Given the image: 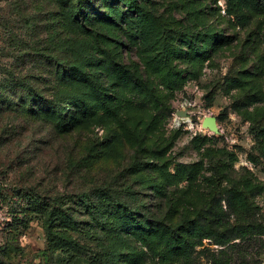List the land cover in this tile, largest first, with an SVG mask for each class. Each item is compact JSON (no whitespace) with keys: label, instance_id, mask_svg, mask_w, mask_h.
Here are the masks:
<instances>
[{"label":"rangeland","instance_id":"obj_1","mask_svg":"<svg viewBox=\"0 0 264 264\" xmlns=\"http://www.w3.org/2000/svg\"><path fill=\"white\" fill-rule=\"evenodd\" d=\"M138 2L156 18L151 36L125 0L82 11L66 0H0L3 264H181L167 239L188 237L179 225L217 192L238 187L250 197L248 186L259 187L250 202L264 214V161L250 159L264 152L253 129L264 102L234 110L238 95L264 101V15L243 26L229 0ZM238 72L247 83L232 90ZM120 98L121 112L105 108ZM209 117L217 131L204 128ZM40 199L74 214L61 236L75 246L50 238L43 215L18 225L19 203ZM81 202L96 207L92 217L76 213ZM117 202L140 212L142 225L99 226L94 219L105 222ZM10 243L19 249L4 257Z\"/></svg>","mask_w":264,"mask_h":264},{"label":"trees","instance_id":"obj_2","mask_svg":"<svg viewBox=\"0 0 264 264\" xmlns=\"http://www.w3.org/2000/svg\"><path fill=\"white\" fill-rule=\"evenodd\" d=\"M66 1V5L70 4V11L77 9L82 11L88 3L84 4L86 0ZM87 1H90L88 3L90 5L93 0ZM125 3L129 11L137 15L148 36L154 34L155 29H157L154 14L142 6L138 0H125ZM229 4V14L236 17L243 26L248 25L254 16L264 15V0H229ZM144 41L152 44L153 40L144 38ZM90 58V56H85L86 60H90ZM115 72L126 80L131 76V71L121 65H116ZM229 79V88L232 90L242 88L243 83H247V81H243L241 74L234 75L232 78L229 77ZM258 95H238L235 98L234 110L241 111L250 103L264 102L262 96ZM71 100L73 99L71 98ZM125 103L126 101L120 98L118 101L116 99L114 105L106 102L105 108L107 110L113 109V113L121 112L125 109ZM254 124L253 129L258 141L264 143V114L259 116ZM250 159L259 165L264 161V152L261 155H251ZM188 171L186 165H179L178 172L187 174ZM248 188L250 189V197L238 187L217 192L210 203L201 209L196 217L191 220H184L179 225L180 228H188V237L180 241L167 239L166 247L178 246V257L181 264H202L196 259V254L199 258L203 256L206 259L204 264H262L259 257L264 254V214L258 206L250 202V198H256L261 194V188H251L250 186ZM126 190L129 194L136 193L131 192L133 190L132 185H129ZM79 205L82 210H77L76 213L82 214L84 212L87 215L91 213L92 217V213L96 209L95 205V208H91L88 202H81ZM118 205L119 202L111 209L112 211L106 217L105 222L100 218H95L94 221L101 223L99 226H103L104 229L109 224L112 231L122 229L125 222L130 224V227L142 225V220L139 219L140 212L134 213L126 206L118 208ZM63 206L64 204L59 200H55L53 203H47L41 199L37 202L29 201L25 205L19 203L18 209H21V212L17 211L16 220L19 221L18 225L27 229L30 227L34 215H43L48 236L50 238L59 237L63 242H67L69 241L68 238L61 236V234L70 227V225L67 226V221L74 214L65 213ZM14 225V223L11 224L12 230ZM72 243V241L67 242L68 246H75ZM18 249L15 244H7L3 248V255L8 257L17 252ZM67 250L69 249L64 248V251ZM109 260L110 257L107 258V262ZM0 264H3L1 258ZM113 264H116L115 260Z\"/></svg>","mask_w":264,"mask_h":264},{"label":"water","instance_id":"obj_3","mask_svg":"<svg viewBox=\"0 0 264 264\" xmlns=\"http://www.w3.org/2000/svg\"><path fill=\"white\" fill-rule=\"evenodd\" d=\"M180 116H187L186 112H179ZM203 126L204 128H210L213 131H217L218 130V125H217V118L215 117H209L206 118L203 122Z\"/></svg>","mask_w":264,"mask_h":264}]
</instances>
